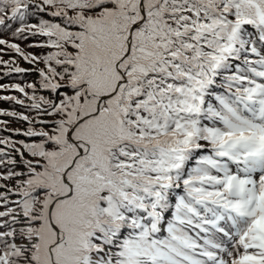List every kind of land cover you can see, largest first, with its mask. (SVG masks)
<instances>
[{
	"label": "snow or ice",
	"instance_id": "6c2138e0",
	"mask_svg": "<svg viewBox=\"0 0 264 264\" xmlns=\"http://www.w3.org/2000/svg\"><path fill=\"white\" fill-rule=\"evenodd\" d=\"M3 80L0 264H264V0H0Z\"/></svg>",
	"mask_w": 264,
	"mask_h": 264
},
{
	"label": "trees",
	"instance_id": "16d2710c",
	"mask_svg": "<svg viewBox=\"0 0 264 264\" xmlns=\"http://www.w3.org/2000/svg\"><path fill=\"white\" fill-rule=\"evenodd\" d=\"M5 58H7V57H5ZM22 65H23L24 67H28L27 64H23V63H22ZM0 82H8V80H3V81H0ZM0 106L8 107V105H7L6 103H2V102H0Z\"/></svg>",
	"mask_w": 264,
	"mask_h": 264
},
{
	"label": "rangeland",
	"instance_id": "374dc122",
	"mask_svg": "<svg viewBox=\"0 0 264 264\" xmlns=\"http://www.w3.org/2000/svg\"><path fill=\"white\" fill-rule=\"evenodd\" d=\"M23 66V65H22Z\"/></svg>",
	"mask_w": 264,
	"mask_h": 264
}]
</instances>
